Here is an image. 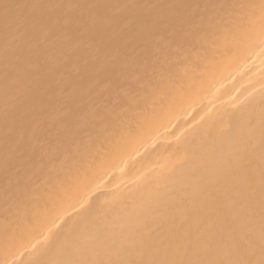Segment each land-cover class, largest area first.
Wrapping results in <instances>:
<instances>
[{"label":"bare ground","instance_id":"bare-ground-1","mask_svg":"<svg viewBox=\"0 0 264 264\" xmlns=\"http://www.w3.org/2000/svg\"><path fill=\"white\" fill-rule=\"evenodd\" d=\"M2 3L107 5L92 10L66 7L56 18L63 24L91 13L104 40L112 42L103 50L108 59L122 55L119 40L127 26L141 24L153 11L126 6L186 3L199 7L180 10L196 23L184 26L191 35L169 53L163 71L149 61L148 67L138 62L129 73L115 119L90 127L91 109L85 108L74 126L90 135L64 145L37 131L33 149L43 151L45 165L37 180L29 179L15 160L7 170L4 167L5 160L15 155V137L37 128L41 108L47 104L43 92L37 94L33 80L24 75L38 57L28 54L16 61L11 53L14 41L5 38L0 8V264H61L68 241L89 231L105 215L117 232L137 227L159 229L169 217L193 229L207 224L215 208L227 203L226 196L221 192L205 201L199 190L205 178L181 168L179 162L198 155L221 128L230 125H238L242 135L258 136L264 113V45L259 39L264 0H0ZM158 11L174 15V10ZM250 16L254 17L252 24ZM113 19L119 23L113 24ZM58 38L82 53L96 43L75 32L58 33ZM50 47L51 57L59 60L61 52ZM79 65V57L74 56L68 71ZM17 105L22 119L6 123V110ZM62 112V105L55 104L44 116L52 124ZM9 128L13 129L11 137ZM34 163L39 167V161ZM17 179L19 188L27 191L22 199L9 190ZM157 194L160 204L151 214L141 215L144 203Z\"/></svg>","mask_w":264,"mask_h":264},{"label":"snow or ice","instance_id":"snow-or-ice-1","mask_svg":"<svg viewBox=\"0 0 264 264\" xmlns=\"http://www.w3.org/2000/svg\"><path fill=\"white\" fill-rule=\"evenodd\" d=\"M66 7L92 10L107 5L0 4L5 38L14 41L11 53L16 61L21 62L28 54L38 57V62L24 73L25 77L33 80L37 94L43 92L47 108L55 104L63 107L60 119L52 124L44 116L47 108L42 107L37 128L14 139L15 155L5 160V170L15 160L31 180L42 178L45 167L43 151L37 153L33 149L37 131L64 145L78 136L90 135L86 129L74 126L85 108L91 109L90 127L115 119L121 106L120 92L129 73L138 62L148 67L149 61L153 68L163 71L169 53L179 41H186L191 35L184 31V26L196 23L194 17L181 15L180 10L199 6L186 3L126 6L153 11L141 24L127 26L119 40L122 55L111 59L103 56V50L111 47L112 42L104 40L102 29L95 24L91 13L57 23L56 13ZM260 8L259 39L264 45V3ZM44 9L51 12L44 13ZM162 9L174 10V15L159 14L158 10ZM112 23L119 21L113 19ZM249 23H254L253 16L249 17ZM61 32H75L96 43L82 53L69 41L60 40ZM50 46L61 52L59 60L51 57ZM8 54L6 47V59ZM74 56L79 57L80 65L70 72L68 68ZM21 112L19 105L6 110V123L10 119H22ZM238 127L221 128L198 155L179 162L181 168L197 171L205 178L199 186L205 201L221 192L226 196L227 203L215 208L207 224L193 229L169 217L167 224L159 229L137 227L117 232L105 215L89 231L68 241L66 258L61 264H264V113L258 136L242 135ZM12 133L13 129L9 128L8 136ZM36 161L40 162L39 167ZM19 183L17 179L16 185H9V190L22 199L27 191L19 188ZM159 204V195H154L144 203L141 215L151 214ZM163 206L167 207V201Z\"/></svg>","mask_w":264,"mask_h":264}]
</instances>
